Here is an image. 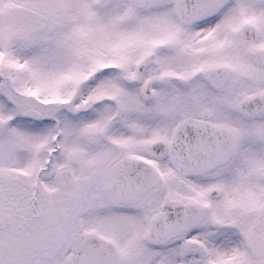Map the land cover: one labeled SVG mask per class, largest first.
<instances>
[{"label": "snow or ice", "instance_id": "6c2138e0", "mask_svg": "<svg viewBox=\"0 0 264 264\" xmlns=\"http://www.w3.org/2000/svg\"><path fill=\"white\" fill-rule=\"evenodd\" d=\"M0 264H264V0H0Z\"/></svg>", "mask_w": 264, "mask_h": 264}]
</instances>
